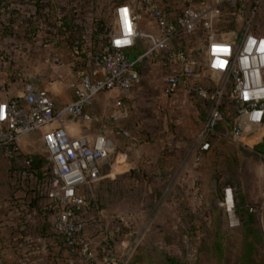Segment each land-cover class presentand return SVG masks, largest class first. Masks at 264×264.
<instances>
[{"label": "built area", "instance_id": "1", "mask_svg": "<svg viewBox=\"0 0 264 264\" xmlns=\"http://www.w3.org/2000/svg\"><path fill=\"white\" fill-rule=\"evenodd\" d=\"M189 1L177 12L169 10L164 0H135L134 4L116 5L110 38L92 57L96 70L83 71L75 100L61 108L45 88L32 82L26 84L22 98L0 102L1 155H23L21 138L48 128L42 139L50 169L47 198L57 209L52 226L80 257L84 250L89 251V243L83 238L85 189L101 179V162L111 156L115 141L104 130L93 135H72L66 118L92 121L94 115L87 109L97 95L112 89L124 92L139 85L144 62L170 68L163 80L166 98L172 99L185 91L211 100L197 135L194 162L201 161L210 151V138L216 134L242 142L260 132L258 141L264 139V33L255 29L264 0ZM193 40L198 44L192 47L188 42ZM140 45L142 50L138 49ZM135 51L141 52L132 59ZM210 73L217 80L215 85L209 88L195 85ZM228 99L237 111L227 131L220 133L219 128L226 122L224 105ZM116 105L123 107L122 98ZM119 115L116 112L114 117L117 119ZM123 134L131 137L129 131ZM29 155L26 165L34 161V154ZM223 202L229 213H235L231 187L225 189ZM88 260L96 264L95 257L89 256ZM60 261L84 262L73 258ZM0 264H5L1 250Z\"/></svg>", "mask_w": 264, "mask_h": 264}, {"label": "crops", "instance_id": "2", "mask_svg": "<svg viewBox=\"0 0 264 264\" xmlns=\"http://www.w3.org/2000/svg\"><path fill=\"white\" fill-rule=\"evenodd\" d=\"M118 1L0 0V102L22 98L30 78L49 92L58 108L75 100L83 71L92 73L96 70L93 65L87 66L88 56L77 54V47L90 51L95 38L101 40L108 30L111 33ZM166 1H169V10L177 12L184 0ZM128 2L134 4L135 0ZM66 22H73V27L68 29ZM140 46L138 49L142 50L143 46ZM145 63L150 64L146 61L142 66ZM154 66L163 67L159 63ZM134 88L124 92L112 89L98 94L87 109L94 115L92 121L66 118L70 134L93 135L104 130L116 143L113 154L101 162V179L85 189L87 206L83 210L86 222L83 238L91 245L89 256L95 257L98 264H104L106 259L112 260V255L115 256L112 264H116L118 258L128 253L132 238L140 232L138 219L144 209L148 210L144 206V195L157 190L166 193L168 190L172 200L164 202L162 207H173L174 210L177 207L176 189L181 183L178 185L168 179H176L180 174L176 167L178 161L174 159L172 162V157L158 155L147 147L149 144L145 140L134 141V132L131 137L123 134L130 129L125 127L124 121L132 110L125 98L133 97ZM120 98L123 107L116 105ZM116 112L120 113L117 119L114 117ZM47 129L42 128L21 138L23 155L39 151L40 146L44 148L42 136ZM32 177L34 179L20 185L21 190L16 197L22 199L17 201L12 199L10 186L0 182V227L16 229V238L22 237V232L26 233L30 225L36 229L48 220L50 232H54L51 226L54 214L51 206L47 208V189L41 187L37 177ZM48 241L49 264H61L59 251L62 250L61 254L66 256L64 259L86 261L76 252L72 255L64 239L62 243L51 237ZM35 263L37 260H33L32 264Z\"/></svg>", "mask_w": 264, "mask_h": 264}, {"label": "rangeland", "instance_id": "3", "mask_svg": "<svg viewBox=\"0 0 264 264\" xmlns=\"http://www.w3.org/2000/svg\"><path fill=\"white\" fill-rule=\"evenodd\" d=\"M255 29L264 33V2L255 20ZM197 44L194 40L188 42L192 47ZM140 52H133L132 59ZM91 58L89 54L87 59ZM154 64L142 66L143 78L134 88L133 97H124L132 109L124 124L130 133L134 132V141L145 140L152 148L147 147L158 155L178 161L176 167L180 174L168 180L181 186L176 189L175 210L162 207L164 202L172 200L168 190L166 193L157 190L142 197L148 210L144 209L138 219L140 232L132 238L128 253L118 258L116 264H169L168 255L179 259L181 264H246L247 258H252L250 264H264V154L255 150L260 143V132H254L242 142L222 135L223 140L214 141L202 160L194 162L197 135L212 102L185 91L166 99L163 80L170 68L164 65L158 68ZM216 83L210 73L195 85L209 88ZM224 109L226 122L219 128L220 133L227 131L237 111L229 99ZM38 150L32 151L34 158L45 155V148L40 146ZM25 165L22 158L0 154V182L10 186L11 195L23 182L34 179ZM228 187L232 188L235 210L244 199L257 214L254 222L245 224L236 211L229 213L223 202ZM5 227H0V250L5 264H32L33 260H37L35 264H49L48 240L51 237L58 243L63 242L61 236L50 232L49 222L36 229L30 225L19 238L15 237L16 229ZM62 251H59L61 260L66 257ZM104 264H112V260L106 259Z\"/></svg>", "mask_w": 264, "mask_h": 264}, {"label": "trees", "instance_id": "4", "mask_svg": "<svg viewBox=\"0 0 264 264\" xmlns=\"http://www.w3.org/2000/svg\"><path fill=\"white\" fill-rule=\"evenodd\" d=\"M194 1H199V0H194ZM124 2H128V0H119L117 2V5L118 4H121V3H124ZM164 2H165V0H164ZM165 3L167 4L168 9H169V5H168L169 4V1H166ZM189 4H190V1L189 0H184V1H182V3H180V6H181V8H183V7H185V6L189 5ZM72 23L73 22H66V25H67L68 29H70V28L73 27L71 25ZM109 38H110V30L104 32L101 40L95 38V43L93 45V48L90 51H83L82 48H80L81 46H78L77 47L78 48L77 54H79V55L82 54L85 57L90 54L93 57L96 53H98L100 51L101 47L108 42ZM100 43H103V44L99 48ZM91 60H92V58H91ZM91 60L90 59L87 60V66H88V64H90ZM220 140H223V136L222 135H219V134H216V135H214V136H212L210 138V143L213 146V144L215 143L214 141L220 142ZM255 150H256V152H259V153L264 154V139H263L262 142H260L259 144H257L255 146ZM8 157H11V158H14V159L22 158L23 161H25L26 159H29L30 158V155H26V156L25 155L8 156ZM25 167L28 169V171H29L28 173H31L32 174L31 176L34 175L35 177H37V181L40 183L41 187H43L44 189H47L48 183H49L50 169L47 166V160H46L45 156L44 155L43 156H36L34 158V161H32L29 165H25ZM28 173H26V175H28ZM24 175H25V173H24ZM19 190H21V186H18V188L14 189L13 192H12V199L14 201H17L19 199L20 200L22 199V198L16 197L17 192ZM46 197H47V191H46ZM16 198H18V199H16ZM47 200H48V198H47ZM23 203L24 204L27 203L25 199H23ZM16 205L18 207H21V204L20 203H17ZM50 206H51V211L55 215L57 209L54 206V204L51 203V202H49V200H48L47 208H50ZM235 211H236V214L239 216V218L242 219L245 224H249V223L254 222L255 221V218L257 216V214L255 212H253L252 209L247 205V203L245 202L244 199H242V200H240V202H238V205H237ZM53 218H54V216H53ZM48 222L50 223V220H48ZM44 223L47 224V222H44ZM52 225H53V220L51 221V226ZM90 249H91V245H89V251H90ZM67 250L70 251V253L72 255L75 252L74 250H71L68 246H67ZM249 255L250 254L248 253V256ZM105 257H106V254H105ZM166 259H167V261H168L169 264H181V262H180L179 259H177L175 257H172L170 255H168L166 257ZM252 261H253L252 258H247L246 264H250ZM90 262L91 261L88 260V261L82 262V264H90ZM95 263L98 264L97 259H96V262Z\"/></svg>", "mask_w": 264, "mask_h": 264}, {"label": "water", "instance_id": "5", "mask_svg": "<svg viewBox=\"0 0 264 264\" xmlns=\"http://www.w3.org/2000/svg\"><path fill=\"white\" fill-rule=\"evenodd\" d=\"M30 81H31L32 83L36 82V80H34V79H32V78H30ZM126 91H129V90H126ZM108 243H110V242H108ZM83 256H84V258H85L86 260L88 259V257H89V251H88L87 249L83 251ZM111 258H112V260H114V259H115V256L112 255Z\"/></svg>", "mask_w": 264, "mask_h": 264}]
</instances>
